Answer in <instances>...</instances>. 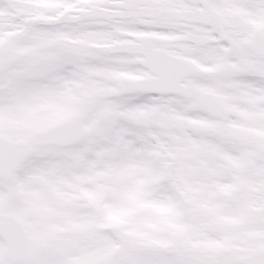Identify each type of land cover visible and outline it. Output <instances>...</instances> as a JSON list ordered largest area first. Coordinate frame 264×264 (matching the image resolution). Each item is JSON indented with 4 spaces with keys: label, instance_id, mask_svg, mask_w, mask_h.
<instances>
[{
    "label": "snow or ice",
    "instance_id": "snow-or-ice-1",
    "mask_svg": "<svg viewBox=\"0 0 264 264\" xmlns=\"http://www.w3.org/2000/svg\"><path fill=\"white\" fill-rule=\"evenodd\" d=\"M0 264H264V0H0Z\"/></svg>",
    "mask_w": 264,
    "mask_h": 264
}]
</instances>
